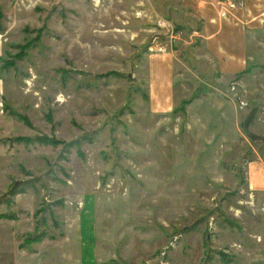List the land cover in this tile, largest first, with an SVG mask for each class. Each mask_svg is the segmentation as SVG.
<instances>
[{"label": "rangeland", "instance_id": "obj_1", "mask_svg": "<svg viewBox=\"0 0 264 264\" xmlns=\"http://www.w3.org/2000/svg\"><path fill=\"white\" fill-rule=\"evenodd\" d=\"M221 3L235 69L191 0H0V258L83 226L104 264H264V13Z\"/></svg>", "mask_w": 264, "mask_h": 264}, {"label": "crops", "instance_id": "obj_2", "mask_svg": "<svg viewBox=\"0 0 264 264\" xmlns=\"http://www.w3.org/2000/svg\"><path fill=\"white\" fill-rule=\"evenodd\" d=\"M217 1L218 3H221V1L227 0H191V5H197L196 14L202 18L201 28L203 34L205 33L204 42L208 47L216 50L217 55L219 56V64L222 65L223 68L227 66L228 69H235L236 67H239L243 60V43L241 37H234L236 32L230 33L229 29L220 31L221 25L216 22L218 17H213L214 12H210V9H213L216 12V9L218 8ZM231 1L237 3L238 6L227 11H231L232 21L236 20L237 24L242 17V11L240 10H252L254 12L261 11V13H264V0ZM242 3L243 6H239V4ZM221 8L223 9L222 5L217 10L219 13ZM237 24L233 23L232 25ZM223 25H226V23L223 22ZM210 26L214 27V29L211 30ZM212 31H215L213 36L210 33ZM228 33L230 36L232 35V41H229V44L227 38L223 37ZM252 187H259L257 180H253ZM82 229L83 226H80L78 231L75 226L74 232H79L81 236L78 237L80 241L78 245L73 247L68 246L67 248L65 245L61 246L56 243L57 246H51V249L46 252L45 245L36 246L33 244V246L19 248L17 245L13 246L9 244L5 250V253H8L9 258H0V264H104V261L100 257L98 246L96 247L94 244L95 238H88L87 235H89V232H85L86 228L84 229V232ZM58 239L55 238V241Z\"/></svg>", "mask_w": 264, "mask_h": 264}, {"label": "water", "instance_id": "obj_3", "mask_svg": "<svg viewBox=\"0 0 264 264\" xmlns=\"http://www.w3.org/2000/svg\"><path fill=\"white\" fill-rule=\"evenodd\" d=\"M256 112H257V109L253 108L241 124V128H243L244 130L246 128L245 130L246 136H248L252 140L258 139L259 136L247 128H249V125L251 124V121L253 120Z\"/></svg>", "mask_w": 264, "mask_h": 264}, {"label": "trees", "instance_id": "obj_4", "mask_svg": "<svg viewBox=\"0 0 264 264\" xmlns=\"http://www.w3.org/2000/svg\"><path fill=\"white\" fill-rule=\"evenodd\" d=\"M19 56H20V54H16L15 55V57H19ZM11 63H13V62H11ZM5 215L8 216V217L11 216L10 214L0 213V217H4ZM40 235H41V232L38 233V234H29L27 236V239H26V244H24V245L23 244H20L19 245V248L27 247V246H29L28 244L36 242V240L39 239Z\"/></svg>", "mask_w": 264, "mask_h": 264}]
</instances>
